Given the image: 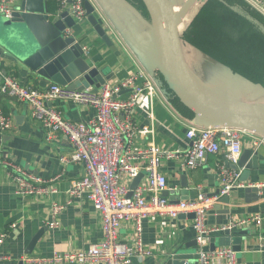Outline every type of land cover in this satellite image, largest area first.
<instances>
[{
	"label": "crops",
	"instance_id": "obj_1",
	"mask_svg": "<svg viewBox=\"0 0 264 264\" xmlns=\"http://www.w3.org/2000/svg\"><path fill=\"white\" fill-rule=\"evenodd\" d=\"M88 1L112 41L110 44L103 41L88 17L75 24L71 33L82 43L85 51L87 50L86 58L90 65L109 75L107 82H119L132 73L140 72L153 79L156 86L153 98L146 95L134 110L135 123L141 128H152L153 133L136 135L131 149L142 150L152 143L160 150L184 151L190 148L192 142L187 137L188 127L200 123L194 113L191 114L183 104L184 107L174 101L175 95L170 92L171 89L159 68L148 28L117 0ZM19 2L20 0H15V6ZM48 4L52 12L66 10L60 9L57 0H48ZM204 5L211 9L209 15L206 6L205 11H202ZM190 29L201 32L204 36L194 38L197 44L184 36L186 33L189 35ZM180 34L187 62L198 75L207 78L201 76L207 83L225 95L264 106V80L255 79L251 74L257 72L254 68H260L251 46L244 50L241 42L229 54L216 48L229 34L239 38L244 35L264 38V0H215L212 5L210 0L198 1L190 10ZM233 40L236 41V38ZM210 41H214L212 46L208 44ZM199 42H203L201 46L211 52L201 48ZM246 42L251 41L248 39ZM0 61L4 71L15 76L22 84L45 90L54 82L23 65L1 43ZM130 92L129 89L123 90L119 98H127ZM48 105L74 121L88 120L95 115L93 107L78 105L65 99L52 100ZM0 110L11 121L9 129H0V160L7 162L0 164V233L5 234L0 244V264H20V261L24 264H79L47 260L55 253L84 250L103 237L102 215L96 205L92 201L75 198L69 193L73 182L79 180L84 173L81 163L64 164L60 160L61 156H69L72 152L71 142L63 134L49 133L40 119L34 116L29 104L1 90ZM252 141L250 134H243V150H256ZM256 151L258 168L252 170L245 181L240 177L245 186L231 190L228 203L222 202L220 197L207 215L208 224L227 227L242 219L261 216L260 225L248 224L232 229H247L252 232L242 242V250L237 252L239 264H264V198L245 191L247 186L262 188L264 184V144ZM184 160L183 157L160 158V170L168 180L166 198L172 203L194 200L200 193L218 194L221 187V164L230 170L241 171L242 176V169L233 168L234 163L227 161L224 147L218 153L209 154L205 162L196 168L185 167ZM8 163L45 179L56 191L41 195H19L16 192L14 171ZM144 179L143 175L141 181ZM183 180L188 183L187 195L181 194ZM123 181L126 182L125 179ZM126 183L130 186L132 181ZM53 202L68 203L57 227L49 224ZM193 225L194 218L188 214L175 218L167 215L146 217L143 220L142 237L152 253L145 258L134 256L132 264H164L167 257L177 249L185 248L196 240ZM40 231V237L30 249L32 240ZM119 232L121 240L132 241L135 233L134 222L125 220ZM210 245L211 239L206 247L209 250ZM219 247L222 246L219 245L217 237L216 248ZM210 264H225V261L215 258Z\"/></svg>",
	"mask_w": 264,
	"mask_h": 264
},
{
	"label": "built area",
	"instance_id": "obj_2",
	"mask_svg": "<svg viewBox=\"0 0 264 264\" xmlns=\"http://www.w3.org/2000/svg\"><path fill=\"white\" fill-rule=\"evenodd\" d=\"M57 1L60 9H69L76 23L87 19L86 0ZM15 8V0H0L1 15L10 18ZM68 33H71V29H68ZM128 89H131L129 96L119 98V94ZM0 90L29 104L34 116L40 119L49 133H60L69 139L72 152L69 156H61V162L81 163L84 168L82 177L73 182L69 193L75 198L92 201L102 215L103 237L100 241L81 251L55 253L48 261L132 264L134 256L145 258L152 253L142 237L143 220L146 217L167 215L175 218L181 214H194L193 227L199 258L192 264H210L215 258L223 259L225 264H239L237 251L233 247L222 246L214 250L206 247L213 234L225 229L232 230L235 226L261 224L260 215L242 219L228 227L210 225L207 222L208 213L220 197L228 195L234 188L245 186L240 180L241 171L230 170L221 164V187L218 194L200 193L194 200L172 203L162 196V192L168 188V180L160 170V158L183 157L185 167L196 168L205 162L209 154L218 153L224 147L227 161L236 164L243 152V134L251 135L252 146L256 150L264 144V134L238 127L195 124L190 125L187 130L192 146L184 151L160 150L153 143L145 149L133 151L131 145L136 135L153 133L152 128L139 127L134 119L135 107L141 104L146 95L153 98L156 93L154 80L140 72L132 73L119 82L106 81L96 92L92 88L70 89L55 82L41 90L22 84L15 76L5 72L0 61ZM56 99L91 106L95 109V115L88 120L67 119L60 110L48 105ZM10 127V118L0 110V129L5 131ZM2 163L7 162L0 160V164ZM8 164L14 171L16 192L19 195H41L56 191L45 179L31 175L13 163ZM140 173H144L145 179L129 196L130 186L126 182L133 181ZM67 204L52 203L49 222L51 227L59 226L60 216ZM125 220H132L135 224L132 241L120 239L119 229ZM4 237L5 234L0 233V244Z\"/></svg>",
	"mask_w": 264,
	"mask_h": 264
},
{
	"label": "water",
	"instance_id": "obj_3",
	"mask_svg": "<svg viewBox=\"0 0 264 264\" xmlns=\"http://www.w3.org/2000/svg\"><path fill=\"white\" fill-rule=\"evenodd\" d=\"M138 21L148 28V33L157 57L159 68L169 88L181 103L192 110L203 126H230L264 134V106L239 100L213 88L189 65L184 55L180 29L192 9L201 0H142L149 14L146 18L129 0H117ZM179 6L177 10L176 7ZM88 20L103 41L111 43L107 31L94 15V7L86 0ZM76 22L69 9L50 11L48 0H20L8 18L0 14V43L37 74L70 89L92 88L94 92L109 79L103 70L90 65L85 47L73 33H68ZM131 91V89H129ZM258 151L244 149L233 168L242 169L241 180L248 179L251 171L258 168ZM140 173L130 185L129 196L143 177ZM183 179H185L183 177ZM188 183L182 182V195L188 193ZM246 193H255L264 198V187L252 185ZM261 192V193H260ZM258 194V195H257ZM162 196L166 198L168 191ZM229 202L228 195L221 197ZM217 208V207H216ZM194 218V214H189ZM41 231L34 237L30 249L37 242ZM252 232L247 229H225L211 237V250L219 245H232L235 251L242 250V242ZM197 240L179 248L167 257L164 264H192L199 258ZM29 249V250H30ZM20 264H24L20 261Z\"/></svg>",
	"mask_w": 264,
	"mask_h": 264
},
{
	"label": "trees",
	"instance_id": "obj_4",
	"mask_svg": "<svg viewBox=\"0 0 264 264\" xmlns=\"http://www.w3.org/2000/svg\"><path fill=\"white\" fill-rule=\"evenodd\" d=\"M146 18H149V14L148 11L143 3L142 0H129ZM215 0H210V5H212V3H214ZM209 5V2H208ZM204 5V8L202 9V11H205V6L207 8V14L209 15L211 12V9L209 8V6ZM60 7V4H59ZM201 11V12H202ZM232 27V25L230 26V28ZM186 38H188L190 40V42H195L194 38H202L204 37L202 35L201 32H194L193 29L189 30V35L188 33L185 34ZM236 38V41H234L233 39ZM248 39H250L251 42H246ZM242 43V46L245 50V48H250L253 50V53H256V61L259 63L260 68L257 70L256 68H254L257 72L255 73H251L253 76H255L257 78H262L264 80V38L263 37H256V36H250V35H244L239 37H235L232 35H228L227 39H224L222 41V43L220 45H218L216 48L222 50L223 52H226L229 54V52L235 48L236 46H239L240 43ZM212 43H214V41H210L208 44L212 46ZM197 44V43H196ZM200 46L203 44V42H199ZM201 48H203L204 50L211 52L210 49H206L204 46H201ZM245 54H249L248 52H245ZM250 55V54H249ZM222 61H224L223 59H220ZM225 62V61H224ZM170 92H172V95H174L173 91L170 90ZM174 101H176L177 104L182 105L181 101L179 100V98L177 96H175ZM183 106V105H182ZM184 107V106H183ZM186 110L188 112H190L191 114H193V111L188 109L185 106Z\"/></svg>",
	"mask_w": 264,
	"mask_h": 264
},
{
	"label": "rangeland",
	"instance_id": "obj_5",
	"mask_svg": "<svg viewBox=\"0 0 264 264\" xmlns=\"http://www.w3.org/2000/svg\"><path fill=\"white\" fill-rule=\"evenodd\" d=\"M184 36H185V35H184ZM185 38H186V36H185ZM188 58H189V60H190V55H189V57H188ZM201 76H203V78H206L204 75H201ZM206 79H207V78H206Z\"/></svg>",
	"mask_w": 264,
	"mask_h": 264
}]
</instances>
